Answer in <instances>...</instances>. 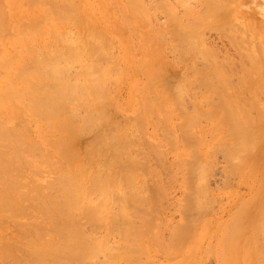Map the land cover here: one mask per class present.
Listing matches in <instances>:
<instances>
[{"label":"bare ground","instance_id":"1","mask_svg":"<svg viewBox=\"0 0 264 264\" xmlns=\"http://www.w3.org/2000/svg\"><path fill=\"white\" fill-rule=\"evenodd\" d=\"M203 1L205 8L191 21V8L181 17L168 2L170 28L181 45L169 61L162 32L150 31L139 41L129 37V22L144 10L137 0H120L119 22L106 0H0V264H138L134 237L150 236L156 227L139 210L153 198L143 183V173L154 171L151 154L163 170L182 165L197 178L183 208L196 204L203 210L209 208L203 186L208 144L211 150L223 147L233 168L240 160L242 180L254 189V215L245 229L237 222V232H250L244 252L264 262V72L250 50L240 55L258 68L243 63L237 72L232 57L218 59L216 49L205 46L203 31L230 20L217 17L222 0ZM113 45L120 47L116 54ZM169 68L178 75L171 78ZM193 92L197 97L188 109L185 100ZM122 110L131 118L117 119ZM153 117L168 133L165 142L145 131ZM83 132L89 138L82 149L74 138ZM67 137H74L69 146ZM168 152L174 160L165 164ZM127 215L137 220L132 231ZM183 225L172 241L186 246L179 264H192L203 230L195 222Z\"/></svg>","mask_w":264,"mask_h":264},{"label":"rangeland","instance_id":"2","mask_svg":"<svg viewBox=\"0 0 264 264\" xmlns=\"http://www.w3.org/2000/svg\"><path fill=\"white\" fill-rule=\"evenodd\" d=\"M77 1L78 0H76V2ZM137 1L139 2L141 9L142 10L144 9L143 11L140 12L145 13L146 16L143 14L145 17L143 18L142 13H140L138 10L139 13L138 14L136 13L137 16H139L140 14L141 15L139 17L135 16L134 19L132 18L128 24L129 29L133 28L132 29L133 31L131 30L129 33L130 34L129 37L131 38V40L134 39V41H137L138 39L139 41V39H142L144 36L147 37L150 31L152 33H155L156 35H158V31H160L162 32L161 39L165 40V41L163 40L164 41L163 44L167 59L169 61L175 60L177 56L180 55L178 53H180L179 51L181 49V45L179 42H175L174 33L173 31H171L170 22H172L171 21L172 17L169 9L172 6L175 7L174 8L176 9L175 12L177 11L176 13L180 14L179 16L184 17L187 13L188 10L187 8H191L192 12L190 15H188L189 21H191L192 20L191 18L194 19L196 14H198L197 12L201 11L203 7L205 8L204 1L203 0H137ZM222 1L224 3L223 5H225L223 7L225 8L222 7L217 17H219V20H221L224 14L223 18L225 19L222 20H226L228 18V20H230L229 21L230 23L228 22L229 25L224 26L225 28L221 26V28L205 29L203 31L205 46L211 49L213 48L216 49V53L218 52V57H217L218 59L225 60L228 59L227 56L232 57L234 61L232 62L233 67H235L237 72L241 70L243 63H245L250 68L252 67L253 69H254L253 65L257 69L258 67L256 66V64H258L260 65L259 66L260 70L264 72V0H222ZM119 2L120 0H118V2L117 0L116 1L106 0L105 2L106 5H109L110 8L114 9L115 12L114 20L116 22L124 21V18H122L124 16L123 13H121L120 15L119 12H117L118 9L119 11L121 10V6L119 5L122 2L120 4ZM168 2L170 3V5L172 4V6H170ZM100 15L101 14L98 13L95 17L99 19ZM140 17L143 18L141 22L143 21V24L145 22L147 24L144 25L142 23L139 24V22L136 21L135 18L139 19ZM229 17L231 19H229ZM132 20L134 21L132 22ZM129 25H133V26L130 28ZM130 43H131L130 46L133 48L134 46L133 42ZM135 45L137 47L139 46L137 45V43H135ZM119 48L120 47L113 45L111 51H113V53L116 54ZM242 50H250L252 55L255 56L254 58H256V60L252 59L254 62L256 61V64L250 62L251 60L247 61V58L246 59L243 58L240 55ZM139 51L140 50L136 49V52L138 54L140 53L142 54V50L140 52ZM198 60L199 58L196 59V62ZM201 60L202 58H200L199 62L197 63V66L199 68H201L204 65L202 62L203 60L202 61ZM235 63L237 64L238 67L235 66ZM77 67L79 66L77 65L76 68ZM169 69L171 71L169 70L168 74L171 72L169 75L172 76L171 78H174L178 75L177 71H175L173 68H169ZM183 70H185L184 66L179 69L178 73L182 72ZM258 71L259 70H257V72ZM192 80L193 81L195 80L196 84L200 82L198 81L197 78L195 79V77L194 78L192 77ZM199 84L200 83H198L197 85ZM195 87L198 86L195 85ZM199 88H202L201 84L199 85L198 89ZM198 89L196 88L195 90L198 91ZM126 90L127 89H124L122 91L121 94L123 96H126V92H125ZM190 95L191 94H189L188 95L189 98H186L185 100L187 101V103L185 102L186 106L190 107V108L187 107L188 109L192 108L191 106H193L192 104L195 99V96L197 97V95H195L194 92L191 96ZM242 96L240 95L241 100L244 99V96L243 97ZM261 98L264 101V93L261 94ZM115 106L116 105H114L113 107ZM122 114H124L125 116H123ZM115 117L119 120L124 118L125 120L127 118H131V116H129V114L124 112L123 110L120 113L115 112ZM156 117L157 116H155V118ZM255 117L257 118V116ZM156 120L157 119L154 120L155 122L153 121V122L145 123L144 126V128L146 129L145 131H147L149 135H152L153 132H155L157 135L160 134L157 136L160 139L161 137L163 138L164 136L163 139L165 142L166 139L165 136L167 137L168 133L162 129H161L162 131L159 130L160 127L159 125H157L158 120L157 121ZM202 120L204 123L205 121L207 122L203 125L207 126L210 129L211 126L210 121L205 118ZM174 122L177 124L180 123L179 119H175ZM154 123H155V127H154ZM176 130L178 132L176 134L177 136H179L178 138L181 140L182 133L178 130V128H176ZM212 133L213 132H210L208 134L209 138H207V140L213 138ZM73 138L74 137H67L65 139V145L69 146L70 142L74 141ZM88 138H89L88 134L83 132L80 133L74 139L76 140V142L78 140L79 146L80 147L82 146L81 148L83 149L86 142L88 141ZM209 145L210 144H208V147L207 145H205V147L207 148L206 151L209 152L208 161L210 162V167H209V172L205 178L206 180L203 182V186L207 188L206 191L209 193V197L207 195L206 197L208 198L205 197L206 200L208 199L206 201L207 202L206 204H208L209 208L203 210L202 208L201 209L198 208L196 204L194 205L191 204V206H188V210H184L183 208V206L188 204L189 201L188 197L190 198V196H193V193L196 192V186L194 185V182L197 181L196 180L197 178L196 179L193 178V174L189 172L188 169H185V167L182 165H178L179 166L178 167L176 164L175 165L173 164L172 168L168 167V169L163 170L164 165H161L156 155L151 154V158L149 159L150 160L149 165L150 167L153 168L154 171L152 174L150 172H146L145 174L143 173V177H144L143 183L146 181L145 184H147L148 182L146 186H148L147 187L148 192L153 195V198L149 199V202L146 207H143L142 209L139 210L141 212L149 213L150 216H148V218L151 222L154 223L156 227L154 230L155 231L154 234L150 236L145 235L144 238L140 237V235L143 234L142 232H140L137 236V239H139L140 241L136 240V238L134 237L136 244L133 247V251L135 253L138 264H179L180 261L184 258V252L182 251V249H185L186 246L181 244L177 246L179 248L175 247V244L172 241V236L173 233L178 228H180L181 225H183L184 221H185L184 225L189 222H195L197 228H199L200 226L199 230H203V236L200 235L199 239L196 238V240H199L197 246L198 252L196 250L195 262L192 263L191 260L192 264H251L252 262L250 263V260L252 259V255L253 258L255 259L252 260L255 261L256 264H258V256H256L257 254L255 252H249L248 256L244 252V248L249 243L248 240L250 238V232L248 230H245L241 234H239L238 233L239 229L237 226L238 224H236L237 222L241 224L243 226V229L248 227V224L251 221V218L253 217L255 211V208L253 207L254 204L251 203L253 199L252 197H250L251 196L250 194L254 191V189L253 187L250 186L251 185L250 183L246 182L244 179L242 180L241 172L238 169L236 163L239 162L240 160L239 161L235 160L236 161L234 165L235 168H233L232 166L233 163L231 162L232 164H230L229 162L231 158L227 159L228 156L230 155L226 152V150L224 151L223 147L221 148L216 147L213 150H211V147L209 148ZM81 153H82L81 158H83L85 152H81ZM225 154L228 156H226ZM234 157L236 159L237 157L241 159V156L239 155H237V157L236 156ZM173 160L174 157L171 152H168L164 156L165 164L171 163ZM158 167H160L162 169L161 171H163L162 172L163 174L158 171V173H160L161 176L159 177L158 175V177L161 178V180L157 178V176H155L157 170H160V168ZM158 180L161 182L160 184L162 185V188L164 187L163 191L161 192L158 190L159 188ZM185 184H187L188 187ZM162 192L164 193L161 194ZM242 200H246V201L248 200V203L245 204L244 206H239ZM29 205H32L33 207V204H29ZM35 207L36 206L34 204V208ZM234 216H236L235 218H237L235 223H234ZM229 220L230 221L233 220V222H229ZM124 222L130 227L132 231L135 227L137 220L133 216L127 215L124 218ZM229 223H231L232 227L229 226ZM206 228L208 230H206ZM230 228L231 230H229ZM234 232L237 233L238 235L237 234L234 235L233 234ZM110 239L113 242L117 240V238H115L114 236H112ZM262 239L264 241V235L262 236ZM238 244H240L239 245L240 249ZM145 246L148 248V250H146ZM245 256L248 257V258L246 257V260H245ZM244 261L247 262L245 263ZM262 261H264V258ZM123 264H125V262H123ZM262 264H264V262H262Z\"/></svg>","mask_w":264,"mask_h":264}]
</instances>
